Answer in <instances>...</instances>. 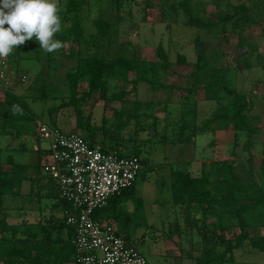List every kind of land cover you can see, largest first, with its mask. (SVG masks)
Instances as JSON below:
<instances>
[{
    "label": "rangeland",
    "instance_id": "obj_1",
    "mask_svg": "<svg viewBox=\"0 0 264 264\" xmlns=\"http://www.w3.org/2000/svg\"><path fill=\"white\" fill-rule=\"evenodd\" d=\"M120 1L121 8L118 9L117 4L112 0H89L81 12L87 38L97 39L94 35L96 28L93 21L101 16L111 21V39L114 42L108 43V38L99 37L103 44L100 47L91 44L77 46L65 43L51 55H47V52L40 49L39 42L35 39L32 41L33 46H30L31 40H28L14 48L6 58L17 57L19 67L27 75V81L16 85L15 91L24 98L26 105L36 114V121L32 122V130L28 132L33 139H36L34 131L41 120L50 122L51 118H54L62 129L74 130L76 115L72 106L63 107L52 116L49 111L67 97L64 74L77 63L76 60L68 59L72 48L82 55L94 53L107 57L114 54L132 56L137 52L143 59H157L156 48L159 43H162L173 66L168 72L160 73L161 80L167 84L184 87L196 83V39L199 37L201 50L208 59L209 78L210 72L213 73L216 67L225 69V83L245 93L254 104L253 110L249 113V119L260 126V132L252 136L254 142L251 149L254 155L252 161L249 152L244 149L247 133L245 131L236 133L233 127L220 129L219 132L206 130L196 133L192 143L184 140L190 132L188 128L182 132L181 126L184 121L201 124L217 111L220 105L229 102L231 96L224 89L219 91L220 101L217 102L205 98L206 90L203 87L190 96L184 91L172 93L169 88L154 93L147 83L140 82L138 91L130 92L125 97V102L121 104L118 101L105 103L104 100L99 99L98 95H94L84 105L87 114H90V110L94 113L88 116L91 123L98 127L96 138L110 145H121L131 154L138 152L137 148H139L138 158L146 159L134 186V195L141 198L143 204H138L134 198L124 200L123 209L127 220L124 233L133 242L135 239L138 240L134 243L152 264H156V261L150 251L151 247L169 251V247L177 246L179 243L187 248L196 244L198 248L195 256H197L205 245L200 234L204 228L214 229L218 234L224 233L227 237H232L240 232L239 219L233 213L223 211L220 220L223 224L232 225L233 228L222 230L213 226V222L218 219L216 214L208 215L206 220L208 225L204 226L200 211H190L187 215L184 208L175 207L171 188L173 170H185L190 167L189 170L193 172L190 173L197 175L202 166L192 168L190 164L193 160L201 158L207 160L205 162L207 164L213 161L211 159L238 162L245 182L248 183L253 179L256 183L251 188L240 192L242 202L252 203L264 195V181L259 180L258 176L259 165L264 158V0H188L194 15L212 21H218L226 12L233 11L232 5L246 2L250 7L249 15L254 21L247 24L240 22L236 26L234 25L236 20L233 18L226 25H219L218 28L211 30L186 24L187 14L180 6V2L184 0ZM147 1L153 6L150 14L151 21L154 22L143 20V7ZM66 2L67 0H57V5L61 4L64 7ZM160 12L164 13L163 21H157ZM179 53L186 57L187 63L177 62ZM199 77L204 79L205 75ZM45 78L49 82L48 96L41 98L42 79ZM118 84V80L112 79L111 85L114 89ZM200 84H204V81ZM85 87L83 84L81 89ZM130 87V84L126 85V88ZM3 100L4 98L0 100V114L4 110L1 104ZM98 101H100L99 105L96 103ZM135 101H141L139 109L138 107L136 109ZM110 108H112L111 115H105V109L107 113H110ZM120 109L132 112L137 110L140 114L142 111L147 115L128 118L115 115L116 110ZM7 130H10V126L6 125L0 116L2 171L9 173L12 170L7 162L9 154H13L17 164L28 165L20 193L3 200V205L7 208L5 210L9 213L7 220L12 224L23 225L28 222L37 226L41 219H45V225L50 221L56 222L58 226L54 227L51 238L67 241L61 234L63 215L57 214L55 210H53L55 214L47 215L49 211H46V215L41 213L47 209V204L50 210L53 202H58L56 199L59 198H44L41 193L46 184L53 188L49 176L42 170L46 160L43 152L45 153L47 149V143L40 140L33 141L32 145L25 149L12 148L9 146H14L18 138L3 133ZM79 132L84 134L83 131ZM180 138L182 140H179ZM23 139L25 137L22 141ZM213 140L215 145H211ZM220 209L222 208L218 210ZM215 210L216 206L212 208L213 212ZM243 215L251 224L247 227L250 235H264V201L254 208L247 209ZM190 216L195 217L192 218L194 221L190 219ZM49 217L53 219L49 221ZM208 233L211 235L210 231ZM211 241L214 243L215 239ZM234 256V262L224 264H264V252L254 250L247 243L235 250ZM69 262L71 261L64 264H71ZM184 264H196V261L191 258Z\"/></svg>",
    "mask_w": 264,
    "mask_h": 264
},
{
    "label": "trees",
    "instance_id": "obj_2",
    "mask_svg": "<svg viewBox=\"0 0 264 264\" xmlns=\"http://www.w3.org/2000/svg\"><path fill=\"white\" fill-rule=\"evenodd\" d=\"M89 0H67L65 6L58 5L59 16L61 19V30L55 34V38L65 43L74 45H95L102 46L99 37L108 38V43L114 42L111 39L112 23L110 20L98 17L93 21L96 28L95 36L97 39H89L85 35V27L83 24V17L81 12ZM117 4L118 9L121 8L120 0H112ZM145 2L143 7V20L154 22L150 14L152 5ZM180 6L187 14V25L195 26L201 29H216L219 25H226L227 22L235 18L234 25L240 22L245 24L254 21L249 15L250 7L246 2L232 5L233 11L226 12L218 21H212L202 16L194 15L188 3V0L180 2ZM164 13L160 12V17L157 21H163ZM120 14L118 13V17ZM33 39L30 46H33ZM200 38L196 39L197 60L196 67V83L189 86H180L176 84H167L161 80L160 73L162 71L168 72L173 63L169 60V54L166 52L162 43H159L156 48L157 59H143L135 52L132 56L122 54H114L112 56H104L102 54L89 53L82 55L78 50L73 48L70 50L68 59L76 60V66L70 68L64 74V81L66 82L67 97L63 99L59 105L50 108L51 116L54 112L63 107L72 106L76 115V128L73 131H83L84 135L92 140L95 139L98 127L91 123V119L85 110V102L91 99L94 95H98L99 99L107 102L118 101L125 102L127 95L130 92L136 93L140 82H145L152 89L154 93L158 90H167L172 93L184 91L188 95H194L203 87L206 90L205 98L207 100L220 101L219 91L224 89L231 99L227 104L220 105L215 112H213L201 124L189 121H184L181 129L182 132L186 128L190 129L191 134H187L184 139L192 141V137L198 132L206 130H215L216 128L227 129L233 127L234 131H245L247 133V141L244 144V149L249 152V155L254 159L251 152L254 144L252 136L260 132V126L254 124L249 119V113L253 110L254 104L252 100L245 94L235 88H231L225 83L226 70L221 67H216L214 72H210L209 78L208 59L205 53L201 50L199 45ZM59 50V49H58ZM53 53V52H52ZM47 55H51L48 53ZM8 62L11 66L21 70L18 64L17 57H11ZM177 62L187 63V59L183 54H178ZM132 73V74H131ZM200 75H205L199 77ZM112 79L118 80L119 84L114 89L111 85ZM204 84H200L203 83ZM87 83L84 89H81L83 84ZM130 84L128 89L126 85ZM48 80L42 79L40 97L46 98L48 96ZM187 95V96H188ZM4 110L0 114L6 125L10 126V130L3 133L11 134L14 138H20L23 134H28L32 130V122L36 121V114L26 105L24 98L15 91H7L4 100L1 101ZM136 109L141 107V101H135ZM18 107V111L13 110V106ZM115 115H123L126 118L140 115L139 111H128L124 109L116 110ZM126 120V119H125ZM50 123L56 124V120L51 118ZM72 131V130H71ZM179 140H182L181 138ZM105 147H112L122 151L121 145H110L106 141L100 140ZM138 152L133 153L139 157ZM1 152V148H0ZM264 153V150H263ZM141 163H146V159L139 158ZM7 162L11 164L12 170L7 173L2 171V163L0 159V229L3 236L0 240V264H64L67 261H76V252L71 241H64L63 239H52V229L58 226V223L50 221L53 217H49V223L46 224L45 219H41L38 224L24 223L10 224L7 220V213L3 208L2 202L6 195L15 196L20 193L22 182L24 181L25 173L28 170V165L17 164L12 155H9ZM259 180L264 181V158L261 160L258 170ZM244 175L240 171L238 162H231L228 160H214L209 164L203 163L201 171L197 175H193L187 171L178 169L171 173V188L173 194V205L182 207L188 215L190 211L199 212L200 218L204 226L207 217L210 214H216L217 220L213 222L215 228L222 230L232 229V225L223 224L220 220L223 211L230 212L236 215L239 219L240 232L232 237H227L224 233L218 234L216 230L203 229L201 236L203 243L202 252L193 259L196 264H224L235 261L234 251L242 248L246 243L260 252H264V235H250L247 227L251 226L245 219L243 213L247 209L256 207L260 202L264 201V195L258 197L252 203H243L240 192L243 189L251 188L256 185L255 181L251 179L250 182H245ZM49 180L53 183V188H49L45 193L47 198H58L55 191V182L53 179ZM135 185V184H134ZM134 185L123 191L122 193L113 196L111 199H128L134 198L138 204H143V200L134 195ZM261 185V184H260ZM110 199V200H111ZM61 210L64 212L62 224L69 227L72 235L73 228L66 223V211L72 209L71 204L65 200L60 199ZM108 205L98 208L94 212V218L99 221L105 208ZM216 206L213 212L212 208ZM219 208H222L218 210ZM182 211V210H181ZM185 214V213H184ZM190 216V219L194 221ZM198 218V217H197ZM44 221V223H43ZM100 222V221H99ZM198 222V220H197ZM202 228L201 226H199ZM41 229V230H40ZM43 229V231H42ZM211 232L209 235L208 232ZM210 236V237H209ZM126 239L127 235H124ZM215 239L214 243L211 240Z\"/></svg>",
    "mask_w": 264,
    "mask_h": 264
},
{
    "label": "built area",
    "instance_id": "obj_3",
    "mask_svg": "<svg viewBox=\"0 0 264 264\" xmlns=\"http://www.w3.org/2000/svg\"><path fill=\"white\" fill-rule=\"evenodd\" d=\"M0 57V98L27 75ZM16 92V91H15ZM35 137L47 143L43 172L55 182L58 197L71 204L66 223L73 228L76 264H149L138 246L110 223L94 218L96 209L130 189L143 164L135 154H121L98 139L67 131L45 121L38 122Z\"/></svg>",
    "mask_w": 264,
    "mask_h": 264
},
{
    "label": "clouds",
    "instance_id": "obj_4",
    "mask_svg": "<svg viewBox=\"0 0 264 264\" xmlns=\"http://www.w3.org/2000/svg\"><path fill=\"white\" fill-rule=\"evenodd\" d=\"M61 26L57 0H0V57L32 39L47 53L62 48L55 38Z\"/></svg>",
    "mask_w": 264,
    "mask_h": 264
},
{
    "label": "crops",
    "instance_id": "obj_5",
    "mask_svg": "<svg viewBox=\"0 0 264 264\" xmlns=\"http://www.w3.org/2000/svg\"><path fill=\"white\" fill-rule=\"evenodd\" d=\"M19 64V63H18ZM23 84V83H22ZM87 85V83H85V86ZM93 98V97H92ZM2 100V99H0ZM99 102H96L98 105H99ZM121 104V103H120ZM121 107V106H120ZM116 108V107H115ZM107 109V108H106ZM106 109H105V115H111L112 113V108H110V113H107L106 112ZM90 114L93 115L94 113H92L93 111L90 110ZM141 114L140 115H147L146 113H142V111H140ZM75 115V114H74ZM149 115H152V114H149ZM42 121V120H41ZM50 123V122H48ZM52 124V123H50ZM53 125H56L58 126L59 128H61L62 126L59 125V123H56V124H53ZM76 128V127H75ZM62 129V128H61ZM189 129V128H188ZM64 130V129H63ZM73 131V129H70V130H67V131ZM75 130V129H74ZM220 128H216L215 132H219ZM221 130H225V129H221ZM190 131V130H189ZM35 132V131H34ZM79 132V131H78ZM188 132V131H186ZM199 133V132H198ZM190 134V132L188 133ZM25 137V139H23L22 141V138ZM31 135L28 133V134H23L20 138H18V142L15 143L14 146H9L10 144H8L9 147H12V148H21V149H25L27 147H30L33 143V141H40L39 139H33ZM196 136L192 137V141L190 143H192L194 140H195ZM95 139H98L95 137ZM100 140V139H98ZM219 141V140H218ZM220 142V141H219ZM218 142V143H219ZM108 143V142H107ZM216 143V144H218ZM214 144V140L211 142V145ZM215 145V144H214ZM11 148V149H12ZM127 149L126 148H122V151H124V153H128L130 154L131 152L130 151H126ZM120 151V150H119ZM43 152V150H42ZM46 153L43 152V155H45ZM9 155H12L13 154H9ZM8 158V157H7ZM13 159H14V156H13ZM211 160H219V159H211ZM15 161V159H14ZM207 162V160H205L204 158H201V159H195L192 161V164H190V166H192V168H198V167H201L203 165V163ZM187 164V163H186ZM10 166H12L10 164ZM190 167H187V169L183 170V169H178V170H181V171H187V172H192L189 170ZM200 169V168H199ZM201 171V169L198 171V173ZM193 173V172H192ZM50 178V177H48ZM51 179V178H50ZM51 183V182H50ZM53 184V183H52ZM135 186V185H134ZM50 188V185H47L45 186V189L44 192L43 190L41 191V193H43L42 197L44 198H47V194H45L48 189ZM11 195H6L4 196V198L6 197H9ZM41 197V198H42ZM3 198V200H4ZM58 200V202H53V205H51V208L49 210V206L47 204V209H45L44 212L41 211V213H43V215H48L50 213H54L53 210L57 211L58 213L57 214H61V215H64V212L61 210V203H60V199H56ZM124 200L123 198L121 199H111L108 203V206L105 208L102 216L99 217V221L102 222V223H110L112 224L113 226L116 227V229L118 230L119 233H121L123 236L124 235H127L126 233H124V229L126 227V224H127V220H126V216H125V212H124V209H123V205H124ZM2 205H3V202H2ZM3 208L4 210L7 209L6 207H4L3 205ZM173 209V207H172ZM44 210V209H43ZM175 210V208H174ZM6 211V210H5ZM46 211H49V213H46ZM7 213V217L9 216V213L6 211ZM46 213V214H45ZM55 214V213H54ZM1 212H0V219H1ZM186 216V215H185ZM9 222V221H8ZM10 224H12L11 222H9ZM44 223V222H43ZM49 225H51L50 223H48ZM58 229V228H57ZM71 229H69V227L67 225H63V229H61V234L64 238L67 239V241H71V243L73 244V235L72 233L70 232ZM52 231H54V228L52 229ZM3 236V233L1 232V229H0V240ZM127 238L129 241H132L129 239V236L127 235ZM138 240L135 239L134 242H137ZM133 242V241H132ZM198 246H196V244H194L192 247H185L183 245H181L180 243L177 245V246H172V247H169V251L166 249H156L155 247H151L150 248V251L151 253L153 254V256L155 257V261H156V264H184L187 262V260H190L193 255H195L197 253V249ZM195 249V250H194ZM141 251V250H140ZM142 252V251H141ZM143 253V252H142ZM144 254V253H143ZM145 255V254H144ZM146 256V255H145ZM147 257V256H146ZM149 261V264H152V262H150V260L148 259ZM71 264H75L73 261L69 262Z\"/></svg>",
    "mask_w": 264,
    "mask_h": 264
}]
</instances>
